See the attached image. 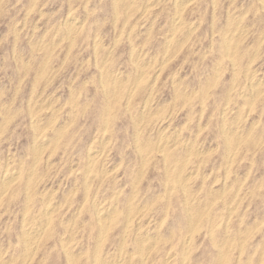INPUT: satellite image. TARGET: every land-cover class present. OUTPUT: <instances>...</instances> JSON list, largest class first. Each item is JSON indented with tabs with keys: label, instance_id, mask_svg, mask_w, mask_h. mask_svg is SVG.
<instances>
[{
	"label": "clouds",
	"instance_id": "9594fccd",
	"mask_svg": "<svg viewBox=\"0 0 264 264\" xmlns=\"http://www.w3.org/2000/svg\"><path fill=\"white\" fill-rule=\"evenodd\" d=\"M0 28V221L25 216L14 239L0 229V264L41 252L32 193L61 139L85 193L123 172L84 264H264V0H0ZM211 156L224 183L205 190ZM111 216L121 231L103 246Z\"/></svg>",
	"mask_w": 264,
	"mask_h": 264
},
{
	"label": "rangeland",
	"instance_id": "374dc122",
	"mask_svg": "<svg viewBox=\"0 0 264 264\" xmlns=\"http://www.w3.org/2000/svg\"><path fill=\"white\" fill-rule=\"evenodd\" d=\"M211 12L212 10L209 9V14L205 17L206 22L211 20ZM164 23V18H161V20L158 21L159 26H163ZM150 24L151 21L149 20L148 26H150ZM206 26L207 23L205 24V27ZM0 30L3 29L0 28ZM136 30L137 32H140V30L142 31L139 27H137ZM121 47H123V45H121ZM149 47L159 48L160 41L154 37L151 38L149 41ZM183 57L184 52H180L171 61V63L164 69L160 77L161 80L167 76L168 71L180 64ZM154 71L155 69L149 70L150 76ZM49 91H51V88H49ZM63 92L64 89L61 87L58 90L57 95H62ZM53 114L57 125L59 123H63L65 119L64 111L56 112L54 108ZM186 114L187 109L179 111L176 114H171V123L173 127L184 124L186 122ZM45 115H47V113H45ZM168 117L169 113L165 112L164 115L158 116L157 119L162 121L164 126L167 127L169 122ZM194 118L195 117H193V119ZM251 118H256L255 110H253ZM69 132H71V129H69ZM188 134L189 132L186 128L185 135ZM65 135L67 136L68 133ZM201 139L203 140L204 137L202 136ZM98 145L99 141H97V144L93 145V147L95 148ZM205 147H207V145H205ZM70 152L71 149L65 147V140L61 139L59 143L55 144L54 148L50 149L49 154L42 158L41 167H44L45 163L49 166L47 167L46 173L39 178L36 189L32 193V206L35 209L40 207L42 203H49L47 206L52 209H46L48 213L47 216H44L43 213L37 216L35 212L28 216L29 221L35 226L34 230L41 233L43 232L42 239L39 241L41 252L37 254L33 264H68L70 261L74 262V264H84V261L89 260L91 255L88 251V245L90 243H95L98 234V230L95 227L97 216L96 209L101 203H103L104 200H109L112 196V193L105 192V189L108 188L112 182L117 179V177L123 176V172L120 170L105 179L104 187L100 189L99 195L96 193L95 186L93 189L85 193L81 190L80 185L82 181L77 169L71 162L73 160V155H70ZM106 155L107 153H102L101 159ZM114 157L115 153H113L112 157H109V159ZM216 160V156H211L207 161H205L201 170L202 174H208L203 182L205 190H207L208 186L213 182H215L217 189H220L223 186V180L212 174L214 170V162ZM242 168L243 166H241V169ZM220 175H223V173ZM118 183L123 185L125 180H119ZM196 183L197 185H200L202 182L197 180ZM128 191H130V189H126L125 194H127ZM232 195L233 191L221 192L219 193L218 198L223 197L226 200ZM244 207H246V204L241 206V212H243ZM110 210L109 205L104 204L102 211H104L106 217L110 215ZM48 218L50 220H48ZM11 220H14V223H10L9 217H4V219L0 221V229L8 227L10 224L13 229L12 238L14 239L16 233L23 227L25 216L20 209H17V214L11 217ZM44 221L47 222V225ZM106 223L109 227L105 226ZM118 224L119 219L116 216H111L110 219L105 222V237L103 236V246H106L112 237L119 234L121 228L118 227ZM41 225H43V228ZM145 235H147V233ZM58 239L62 243L63 251L60 250L61 244L57 243ZM256 239H259V237L257 236Z\"/></svg>",
	"mask_w": 264,
	"mask_h": 264
},
{
	"label": "bare ground",
	"instance_id": "6f19581e",
	"mask_svg": "<svg viewBox=\"0 0 264 264\" xmlns=\"http://www.w3.org/2000/svg\"><path fill=\"white\" fill-rule=\"evenodd\" d=\"M141 31V30H140ZM60 115V114H59ZM221 182V181H220ZM48 200V199H47ZM47 205H49V203L47 204ZM47 208H49L48 206H47ZM51 208V207H50ZM49 208V209H50ZM52 209V208H51ZM106 209V208H105ZM104 209V210H105ZM109 210V209H108ZM47 211V210H46ZM111 211V210H110ZM109 213V212H108ZM80 215V214H79ZM105 215V214H104ZM106 216V215H105ZM41 218V217H40ZM42 220V219H41ZM48 220H50L49 218H48ZM47 221V220H46ZM46 221H44V223L46 222ZM32 223V222H31ZM108 223V222H107ZM106 223V225L105 226H107L108 224ZM48 224H49V222H48ZM46 225H47V222H46ZM45 225V226H46ZM47 227V226H46ZM107 227H109V226H107ZM39 228V227H38ZM35 229V228H34ZM40 229V228H39ZM45 229V228H44ZM37 231V230H36ZM105 232V231H104ZM107 232V231H106ZM41 234H43V232L41 233ZM105 237V236H104ZM80 254V253H79ZM78 256V255H77ZM76 257V256H75Z\"/></svg>",
	"mask_w": 264,
	"mask_h": 264
}]
</instances>
